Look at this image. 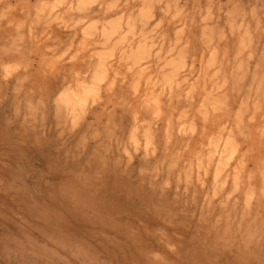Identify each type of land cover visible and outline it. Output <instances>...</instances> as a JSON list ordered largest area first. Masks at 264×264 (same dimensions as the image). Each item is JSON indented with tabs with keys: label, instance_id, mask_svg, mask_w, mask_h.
I'll list each match as a JSON object with an SVG mask.
<instances>
[{
	"label": "rangeland",
	"instance_id": "rangeland-1",
	"mask_svg": "<svg viewBox=\"0 0 264 264\" xmlns=\"http://www.w3.org/2000/svg\"><path fill=\"white\" fill-rule=\"evenodd\" d=\"M261 29L264 0H0V264H264Z\"/></svg>",
	"mask_w": 264,
	"mask_h": 264
},
{
	"label": "bare ground",
	"instance_id": "bare-ground-1",
	"mask_svg": "<svg viewBox=\"0 0 264 264\" xmlns=\"http://www.w3.org/2000/svg\"><path fill=\"white\" fill-rule=\"evenodd\" d=\"M17 2H18V1H17ZM61 33H62V32H61ZM53 36H54V35H53ZM84 36H85V35H84ZM46 37H47V36H46ZM45 39H46V38H45ZM56 39H57V38H56ZM82 39H83V38H82ZM82 42H83V41H82ZM84 44H86V43H84ZM84 44H83V45H84ZM87 47H88V46H87ZM66 50H67V49H66ZM84 50H85V49H84ZM88 50H89V49H88ZM92 53H93V52H92ZM113 53H114V52H113ZM116 53H117V52H116ZM132 54H133L132 56H133L135 59H134L133 57H131L132 59H131V58L129 59L131 62H133L134 60H136L137 57H138V54L136 55L135 52H132ZM69 55H70V54H69ZM75 55H76V54H75ZM87 55H88V54H87ZM92 55H93V54H92ZM121 55H124V54H121ZM119 56H120V55H119ZM129 56H130V55H129ZM129 56H128V58H129ZM85 57H86V56H85ZM87 58H88V57H87ZM70 59H71V58H70ZM121 59H124V58L122 57ZM66 60H67V59H66ZM83 60H85V59H83ZM132 60H133V61H132ZM71 61H72V60H71ZM71 61H70V62H71ZM76 62H78V61H76ZM134 62H135V61H134ZM68 63H69V62H68ZM73 63H74V62H73ZM106 63H107V62H106ZM106 63H105V64H106ZM11 64H12V63H11ZM77 64H79V63H77ZM133 64H134V63H133ZM118 65H119V64H118ZM129 65H130V64H129ZM131 65H132V64H131ZM13 66H14V65H13ZM13 66H9V67H13ZM74 67H75V66H74ZM78 67H79V66H78ZM121 67H122V66H121ZM135 67H136V66H135ZM132 68H133V67H132ZM58 69H59V68H58ZM77 69H78V68H77ZM77 69H76V71H77ZM105 69H106V68H105ZM136 69H137V68H136ZM41 70H42V69H41ZM74 70H75V69H74ZM74 70H73V71H74ZM58 71H59V70H58ZM78 71H79V70H78ZM106 71H107V69H106ZM42 72H43V71H42ZM122 72H123V71H122ZM63 73H64V72H63ZM107 73H108V72H107ZM56 74H57V73H56ZM128 74H129V73H128ZM135 74H136V72H135ZM137 74H138V73H137ZM137 74H136V75H137ZM139 74H141V73H139ZM139 74H138V75H139ZM158 74H159V73H158ZM162 74H163V73H162ZM64 75H65V74H64ZM90 75H91V74H90ZM136 75H135V77L137 78L138 75H137V76H136ZM58 76H59V75H58ZM71 76H72V75H71ZM132 76H133V75H132ZM141 76H142V74H141ZM141 76L139 75V77H141ZM162 76H163V75H162ZM90 77H92V76H90ZM167 77H169V76H167ZM55 78H56V76H55ZM129 78H130V77H129ZM169 78H170V77H169ZM91 79H92V78H90V80H91ZM158 79H159V77H158ZM165 79H166V78H165ZM180 79H181V78H180ZM80 80H81V79H80ZM82 80H84V79H82ZM82 80H81V81H82ZM172 80H173V79H172ZM172 80H171V83L174 85L173 82H175V80H174L173 82H172ZM84 81H85V80H84ZM84 81H83V82H84ZM136 82H138V81L136 80ZM146 82H147V81H146ZM164 82H165V81H164ZM176 82H177V81H176ZM179 82H180V81H179ZM87 83H89L88 80H87ZM87 83H84V84H87ZM102 83H103V82H102ZM112 83H113V81H112ZM168 83H169V82H168ZM68 84H69V83H68ZM172 84H171V85H172ZM77 85H78V84H77ZM173 85H172V86H173ZM87 86H88V85H87ZM114 86H115V85H114ZM78 87H79V85H78ZM137 87H138V86H137ZM175 87H176V85H175ZM49 88H50V87H49ZM51 88H52V87H51ZM53 88H54V87H53ZM142 88H143V87H142ZM170 88H171V87H170ZM194 88H195V87H194ZM72 89H73V88H72ZM79 89H80V88H79ZM121 89L123 90V88H121ZM131 89H132V88H131ZM148 89H149V88H148ZM67 90H68V89H67ZM73 90H74V89H73ZM73 90H72V91H73ZM145 90H146V89H145ZM192 90H193V89H192ZM69 91H70V89H69ZM72 91H71V92H72ZM75 91H76V90H75ZM79 91H80V90H79ZM79 91L77 90L76 92H79ZM132 91H133V90H132ZM136 91H137V90H136ZM199 91H200V90H199ZM138 92H139V91H138ZM72 93H73V94H76V93H74V91H73ZM123 93H124V92H123ZM133 93H134V92H133ZM147 93H148V92H147ZM160 93H161V92H160ZM162 93H163V92H162ZM171 93H173V91H171ZM79 94H80V92H79ZM135 94H136V93H135ZM149 94H150V93H149ZM220 94H221V93H220ZM147 95H148V94H147ZM147 95H146V96H147ZM132 96H133V95H132ZM138 96H139V95H138ZM138 96H137V97H138ZM149 96H150V95H149ZM156 96L158 97L159 95L156 94ZM156 96L154 95V97H156ZM162 96H163V95H162ZM219 96H220V95H219ZM139 97H141V96H139ZM154 97H153V98H154ZM159 97H160V96H159ZM204 97H205V96H204ZM96 98H97V97H96ZM131 98H132V97H131ZM145 98H146V97H145ZM151 98H152V97H151ZM164 98H165V96H164ZM173 98H174V97H173ZM208 98H209V97H208ZM60 99L63 100V101H65V102H69L70 105H71V103H73V101H78V99H76L75 97H74V98H70V97L68 98L67 95H66L65 93H61V94H60ZM149 99H150V98H149ZM154 99H155V98H154ZM156 99H157V98H156ZM159 99H160V98H159ZM166 99H167V98H166ZM168 99H169V97H168ZM221 99H222V98H221ZM164 100H165V99H164ZM80 101H81V100H80ZM143 101H144V100H143ZM145 101H146V100H145ZM157 101H158V100H157ZM177 101H178V100H177ZM146 102H147V101H146ZM154 102H155V101H154ZM209 102H212V101H209ZM213 102L215 103V102H217V101H213ZM94 103H95V102H94ZM148 103H149V102H148ZM80 104H81V103H80ZM83 104H84V103H83ZM143 104H145V102H144ZM151 104H152V103H151ZM151 104H150V105H151ZM153 104H155V103H153ZM156 104H157V102H156ZM156 104H155V105H156ZM161 104H162V103H161ZM169 104H170V103H169ZM169 104H168V105H169ZM217 104H218V103H217ZM224 104H225V103H224ZM226 104H227V103H226ZM145 105H146V104H145ZM148 105H149V104H148ZM150 105H149V106H150ZM162 105H164V103H163ZM71 106H72V105H71ZM82 107H83V106H82ZM151 107H153V106H151ZM151 107H150V108H151ZM155 107H156V106H154V108H155ZM160 107H161V106H160ZM160 107H159V108H160ZM169 107H170V106H169ZM176 107H177V106H176ZM204 107H205V106H204ZM204 107H203V108H204ZM79 108H81V107H79ZM79 108H78V109H79ZM201 108H202V107H201ZM215 108H216V107H215ZM222 108H223V107H222ZM76 109H77V108H76ZM146 109H147V107H146ZM161 109H162V107H161ZM206 109H207V108H206ZM82 110H83V109H82ZM86 110H87V109H86ZM165 110H166V109H165ZM165 110H164V111H165ZM168 110H169V109H168ZM174 110H175V108H174ZM221 110H222V109H221ZM227 110H228V109H227ZM78 111H79V110H78ZM159 111H160V110H159ZM164 111H163V112H164ZM199 111H200V110H199ZM143 112H144V110H143ZM205 112H206V111H205ZM159 113H160V112H159ZM164 114H165V113H164ZM164 114H163V115H164ZM213 114H214V113H213ZM81 116H82V115H81ZM172 116H173V115H172ZM149 117H150V116H149ZM165 117H166V116H165ZM173 117H174V116H173ZM262 117H263V116H262ZM111 118H112V117H111ZM154 118H155V117H154ZM159 118H160V117H159ZM167 118H168V117H167ZM212 119H213V118H212ZM154 120H156V119H154ZM165 120H166V119H165ZM144 122H145V121H144ZM169 123H170V122H169ZM219 123H220V122H219ZM148 124H150V123L148 122L147 125H148ZM260 124H261V123H260ZM262 124H263V122H262ZM216 125H217V123H216ZM191 126H192V125H191ZM145 127L148 128L149 126H145ZM166 127L169 128V127H168V123H167ZM186 127H187V126H186ZM189 127H190V126H189ZM193 127H194V126H193ZM204 127H205V126H204ZM147 128H146V129H147ZM167 128H166V129H167ZM195 128H196V127H195ZM143 129H144V128H143ZM149 129H150V128H149ZM171 129H173V128H171ZM171 129H170V130H171ZM181 129H182V128H181ZM185 129H186V128H185ZM230 129H231V128H230ZM236 129H237V128H236ZM138 130H139V128H138ZM150 130H151V129H150ZM194 130H195V129H194ZM256 130H257V129H256ZM166 131H167V130H166ZM178 131H179V130H178ZM185 131H186V130H185ZM187 131H188V130H187ZM189 131H190V130H189ZM261 131H263V130H261ZM136 132H137V131H136ZM138 132H139V131H138ZM182 132H183V131H182ZM140 133H141V132H140ZM143 133H144V132H143ZM146 133H147V132H146ZM166 133H167V132H166ZM168 133H170V132H168ZM192 133H193V131H192ZM134 134H135V132H134ZM149 134H150V133H149ZM226 134H228V133H226ZM255 134H256V133H255ZM257 134H258V133H257ZM144 135H145V134H144ZM251 135H252V134H251ZM149 136H150V135H149ZM167 136H168V135H167ZM229 136H230V135H227V137H229ZM255 136H256V135H255ZM263 136H264V135H263ZM136 137H137V136H136ZM146 137H147V136H146ZM190 137H191V136H190ZM231 137L233 138L232 135H231ZM231 137H229L228 139L231 140ZM203 138H204V137H203ZM210 138H211V137H210ZM220 138H221V137H220ZM168 139H169V138H168ZM225 139H227V138H225ZM169 140H170V139H169ZM188 140H189V139H188ZM190 140H191V139H190ZM200 140H201V139H200ZM213 140H214V139H213ZM233 140H235V138H234ZM219 141H220V139H219ZM227 141H228V140H227ZM235 141H236V140H235ZM190 142H191V141H190ZM214 142H216V140H215ZM221 142H222V141H221ZM229 142H230V141H229ZM229 142H228V143H229ZM232 142H233V141H232ZM188 143H189V142H188ZM203 143H204V142H203ZM203 143H202V144H203ZM224 143H226V141H225ZM233 143H235V142H233ZM233 143H232V145H233ZM259 143H260V142H259ZM204 144H205V143H204ZM218 144H219V142H218ZM218 144H217V145H218ZM230 144H231V143H230ZM238 144H239V143H238ZM232 145H231V146H232ZM253 145H255V144H253ZM187 146H188V145H187ZM212 146H213V145H212ZM215 146H216V143H215ZM201 147H202V146H201ZM262 147H263V146H262ZM246 148H247V147H246ZM213 149H214V148H213ZM233 149H236V148H233ZM207 150H208V149H207ZM230 150H231V149H230ZM233 152H234V151H233ZM234 153H235V152H234ZM196 154H197V152H196ZM211 154H212V153H211ZM233 155H234V154H233ZM192 156H193V155H192ZM230 156H232V155H230ZM194 157H195V156H194ZM208 162H209V161H208ZM258 162H259V161H258ZM263 165H264V164H263ZM217 167H218V166H217ZM220 167H221V166H220ZM205 168H206V167H205ZM235 169H236V168H235ZM241 169H242V168H241ZM238 170H239V169H238ZM206 173H207V172H206ZM237 177H238V176H237ZM263 182H264V181H263ZM235 189H236V188H235ZM251 189H252V188H251Z\"/></svg>",
	"mask_w": 264,
	"mask_h": 264
},
{
	"label": "clouds",
	"instance_id": "clouds-1",
	"mask_svg": "<svg viewBox=\"0 0 264 264\" xmlns=\"http://www.w3.org/2000/svg\"><path fill=\"white\" fill-rule=\"evenodd\" d=\"M261 30L264 31V29H261ZM181 83H184V81L182 80ZM177 89H178V95L180 99L184 102H190L191 100L190 94L192 92V89L188 87V84L184 83L183 89H181L179 85H177ZM185 89L187 90V94L185 92ZM69 179L72 182H71V186L68 191V195L64 200L63 211L65 212V215L68 217L69 220H73L75 218V215L78 212V206L81 202L82 191L78 187V185L75 183V181L72 180V178H69ZM173 251L175 250L173 249Z\"/></svg>",
	"mask_w": 264,
	"mask_h": 264
}]
</instances>
